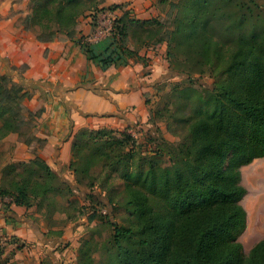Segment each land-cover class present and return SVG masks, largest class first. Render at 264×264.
<instances>
[{"label":"trees","instance_id":"obj_1","mask_svg":"<svg viewBox=\"0 0 264 264\" xmlns=\"http://www.w3.org/2000/svg\"><path fill=\"white\" fill-rule=\"evenodd\" d=\"M32 2V11L22 25L25 30H36V38L42 42L74 38L79 19L100 11L98 0ZM174 7L185 17L176 14V28L167 39L157 43L166 42L170 47L178 38L187 39L191 46L199 48L198 52L204 51L207 57L210 54L214 62H219L224 67V76L209 87L197 83L200 89L185 86L176 90L177 100L184 96L192 103L190 113L180 118L181 125L185 121L186 134L178 146L162 142L148 156L131 148L121 158L119 163L124 166L122 177L125 179L121 203L129 217L125 225L115 226L113 250L107 262L101 264H264V239L247 255L238 241L247 220L241 204L247 194L241 184V168L264 156V14H256L255 9L260 7L254 3L253 9L244 0H178ZM221 16L227 23L226 33L237 35L234 44L227 48L219 46L209 30L210 21ZM247 19L254 24L243 34ZM154 22V18H130L129 11L116 18L113 31L118 37L114 36L102 56L92 52L85 36L79 44L88 59L102 68L125 66L130 54L139 60L136 51L126 46L131 25L146 28ZM185 74L193 82L192 76ZM6 76L8 73L0 74V120L3 122L0 140L10 133H21L33 113L23 107V98L29 95L23 92V85L6 86ZM20 80L24 81L23 76ZM103 133L81 130L76 134L73 148L80 147L78 139L81 138L91 145L98 144L105 138ZM31 140H35L34 131L25 143ZM164 155L170 166L158 162L157 158ZM17 166L37 167L38 175L5 187L0 185L1 198L11 196L12 204L26 208L36 198L47 199L49 205L57 203L53 183L57 174L41 157L11 167ZM74 172L88 173V169L75 168ZM1 173L3 181L4 170ZM106 183L108 177L100 181L103 190ZM107 200L112 207L115 200L112 188ZM153 200L159 202V208ZM68 203L70 206L71 202ZM15 242L18 249L24 245V242Z\"/></svg>","mask_w":264,"mask_h":264},{"label":"rangeland","instance_id":"obj_2","mask_svg":"<svg viewBox=\"0 0 264 264\" xmlns=\"http://www.w3.org/2000/svg\"><path fill=\"white\" fill-rule=\"evenodd\" d=\"M177 1L156 0L157 13L152 17L156 19V22L146 28L131 25L134 38L142 43L150 40L155 44L160 39H167L171 30L177 26L176 14L179 15L178 17H185L182 12L178 13V8L174 7ZM244 1L253 9L254 3L258 8L260 7L259 10L255 9L256 14H264V0ZM7 3V0L0 1V14L1 10L7 8L5 7ZM27 8L30 14L33 8L32 0ZM246 11L245 8L244 12ZM18 13L19 11L11 12L3 20L12 18L15 19V27L23 26L22 21L28 14L18 15ZM252 24L254 23L251 19L244 21L243 34L252 28ZM226 26L227 23L222 20V16L214 18L209 24L213 39L224 48L234 44V39L237 37L234 33H226ZM26 31L34 37L37 36V31L34 29ZM163 43L167 46L161 62L164 68L159 76L151 81L154 82L153 92L145 96L148 108L147 119L124 123L123 126L92 123L78 129L71 146L73 164L69 169L72 176L67 172L63 178L57 174L53 182L56 187L54 199L57 203L49 205L47 199L36 198L32 200L29 208L22 206L15 210V207L11 206L12 197H3L5 218H3L4 226L0 230V264H101L107 262L113 250L115 226L125 225L129 217V212L121 203L125 180L122 177L124 166L119 163L121 158L131 148L148 156L162 142L178 146L186 134L185 121L181 125L180 118L190 113L192 103L187 102L184 96L177 100L176 90L185 86L200 89L197 83L209 87L224 76V67L219 62H214L210 54L207 57L204 51L198 52L199 48L191 46L187 39L178 38L170 47L166 42ZM140 61L147 67V72H150L151 59L145 57L140 58ZM6 70V67L0 64V74L8 73L5 77L6 86L20 83L23 85V92L29 94L23 98L22 104L25 109L33 112L30 121L22 127L21 133L9 134H14L18 140L26 142L30 139L32 131L36 133L39 119L45 110L43 103L45 104L50 98L53 99V92L50 88L38 91L39 86L36 83L25 79L21 81L25 66H14L8 72ZM185 73L192 76L193 82L188 81ZM27 113L25 112L26 115ZM2 123L0 120V126ZM81 130L103 131L105 138L94 145L89 144L85 138L78 139L80 147L75 149L73 145L77 142L76 134ZM176 132H183V134H176ZM11 144L1 155L2 170L5 173V179L0 184L2 187L11 182L33 179L38 175L37 167H11L19 163L13 162L14 146ZM38 144H41V141L31 140L26 143L32 148ZM119 154L121 157L116 160ZM157 159L162 166L171 164L165 155ZM75 168H87L88 173H75ZM241 174V184L247 190V194L241 201L247 213V220L245 229L238 234V241L242 243L244 253L247 255L257 242L264 239V156L243 166ZM107 177L108 183L103 190L100 181ZM66 180L72 184L70 187L74 192H70ZM111 188L115 198L112 203L114 209L109 206L107 200ZM11 191L14 192V187ZM152 203L160 207L159 202L153 200ZM15 215L18 216L20 223L10 219ZM16 240L19 243L24 242L22 248H17Z\"/></svg>","mask_w":264,"mask_h":264},{"label":"crops","instance_id":"obj_3","mask_svg":"<svg viewBox=\"0 0 264 264\" xmlns=\"http://www.w3.org/2000/svg\"><path fill=\"white\" fill-rule=\"evenodd\" d=\"M7 1V8L0 14V64L6 67V72L14 66H25L24 79L36 83L38 91L50 88L53 99L43 103L45 110L37 125L34 141H41V144L28 147L14 134L1 140L0 182L1 155L11 143L14 146L13 162H30L39 156L63 178L66 172L71 175V146L78 129L92 123L123 126L147 119L145 96L153 92L154 82L151 81L164 68L161 62L167 49L165 43L140 42L129 29L126 46L136 51L139 60L130 54L127 65L102 68L88 59L79 44L80 38H90L92 52L102 56L112 43L103 24L110 18L123 17L128 11L130 18L151 19L157 13L156 0H98L100 11L87 13L79 19L74 38L61 37L49 42L37 40L23 26L15 27V19L3 20L11 12L28 14L30 0ZM145 57L151 59L150 72L140 61ZM4 206V199L0 197V230L4 226ZM11 206L15 210L22 208L15 204ZM10 219L20 223L17 215Z\"/></svg>","mask_w":264,"mask_h":264},{"label":"built area","instance_id":"obj_4","mask_svg":"<svg viewBox=\"0 0 264 264\" xmlns=\"http://www.w3.org/2000/svg\"><path fill=\"white\" fill-rule=\"evenodd\" d=\"M116 19V18H115ZM115 19H113V18H110V19H108L107 20V22H105L104 24H103V28H104V30L107 32V34L111 37V39H113L114 38V36H117L116 35V33H115V31H113V24H114V21H115ZM118 37V36H117ZM116 37V38H117ZM85 42H90V38H87V37H85Z\"/></svg>","mask_w":264,"mask_h":264}]
</instances>
